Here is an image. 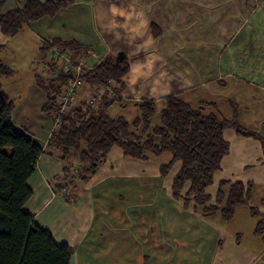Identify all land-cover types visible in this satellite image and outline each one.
<instances>
[{"label": "crops", "instance_id": "crops-1", "mask_svg": "<svg viewBox=\"0 0 264 264\" xmlns=\"http://www.w3.org/2000/svg\"><path fill=\"white\" fill-rule=\"evenodd\" d=\"M24 2L8 0L6 8L22 7ZM125 3L71 0L61 9L76 7L80 9L82 24L94 21L98 26L95 29L91 23L81 31L88 33L90 42L60 33L62 39H75L86 46L78 50L67 48L72 56L76 55L74 60L82 61L90 69L103 58L125 52L130 71L124 77L123 97L154 98L159 109L164 97L178 92L193 104L199 100L212 101L228 116L233 111L231 101L238 112L244 106L251 107L252 117L256 115L255 122L259 125L253 129L259 138L226 129L224 137L230 142V152L207 188L214 200L221 180H240L246 185L251 183L250 198L236 208L230 220H225L220 212L204 216L193 200L186 203L183 196H174L171 190L181 166L179 162L172 168V175L162 178L159 168L170 155L163 162L157 161V157L139 161L124 157L118 146L112 148L96 173L83 182L80 180L83 167L75 164L77 167H70L65 173L59 151L47 146L45 137L46 152L29 179L33 195L25 209L34 216L37 225L52 232L57 243L73 247L70 264H264V229L258 231L259 222H264V0H125ZM46 18L40 22L51 26V20ZM153 22L159 28L154 29ZM250 22L252 29L245 30ZM25 29L15 36L5 35L0 29V45L5 47L0 58L18 42L29 49L24 39L35 30L31 25ZM49 32L51 37H60L54 35L58 34L54 30ZM235 40L236 47H231ZM38 71L36 64L32 69L34 77ZM248 126L245 123L243 127L250 130ZM30 132L43 142L37 131ZM138 165L149 184L157 179L166 185L169 202L177 205L173 207L176 211L187 212L188 224L174 227L175 230L167 228L159 223L160 214L155 206L120 208L110 203L107 189H101L99 195L93 192L115 177L130 183L136 179L138 191L129 195L139 203L140 190L150 188L148 179L140 172L133 176V166ZM118 200L121 204L126 202L121 194ZM99 203L101 208L97 207ZM251 205L253 215L258 217L252 215ZM256 205H260V211ZM165 227L174 233L179 229L182 236L177 235V241H172L171 234H167L171 240L166 239ZM100 252L108 255L101 257Z\"/></svg>", "mask_w": 264, "mask_h": 264}, {"label": "trees", "instance_id": "trees-1", "mask_svg": "<svg viewBox=\"0 0 264 264\" xmlns=\"http://www.w3.org/2000/svg\"><path fill=\"white\" fill-rule=\"evenodd\" d=\"M7 2L0 0V29L5 35L15 36L31 22L55 16L71 0H25L22 7L11 9L6 8ZM152 26L159 28L154 22ZM54 40L74 50L82 46L75 39L53 37L46 41L44 49L55 45ZM4 48L0 45V53ZM116 57L103 58L82 74L86 89L79 96L78 107L62 116L57 131L48 138L47 146L61 155L64 172L68 173L76 160L79 164H75L83 167L81 180H88L106 162L115 146L121 148L124 157L139 161L168 153L170 159L161 164L160 177H166L177 162L181 164L173 178L174 196L180 197L185 191L184 202L193 200L203 214L211 216L220 212L225 220H230L236 208L248 202L252 185L240 180H221L214 200L207 192L214 182V174L222 169V161L230 152L224 131L233 128L244 136L259 138V135L237 124L238 108L232 101L233 111L228 116L212 101L199 100L193 104L179 92L164 97L159 111L154 98L123 97L124 77L130 71V63L128 58L117 60ZM73 58L76 59V55ZM15 74L16 71L0 58V77L11 78ZM106 81L114 83L116 94L106 93L93 105H87L86 100L94 88ZM63 82L64 78L59 77L53 83L47 81L46 86L42 83L48 90L45 111L53 99L56 103L53 110L57 113ZM116 103L122 108L121 113L126 110L127 116L110 115ZM13 108L14 101L1 89L0 82V264H70L73 247L57 243L52 232L37 225L34 216L25 209L33 195L29 179L46 146L31 132L15 129L10 121ZM262 145L264 147L263 141ZM263 229L264 222L260 221L258 231Z\"/></svg>", "mask_w": 264, "mask_h": 264}, {"label": "rangeland", "instance_id": "rangeland-1", "mask_svg": "<svg viewBox=\"0 0 264 264\" xmlns=\"http://www.w3.org/2000/svg\"><path fill=\"white\" fill-rule=\"evenodd\" d=\"M121 1L123 5L126 4L125 0H121ZM227 6L229 7L230 4ZM227 6H225L224 8L227 9ZM79 10L76 7L68 8V9L59 11L57 15H55L54 17H50V16L47 17L46 19L51 20L50 22L51 26L41 23L40 20L37 22L36 21L31 22L29 25L32 26V29L35 30V33H32L30 37H27L24 39V42L29 46V49L24 47L23 42H18V45L17 43L14 44V46L9 48L7 53L4 52L1 56V58H3V60H5L7 64H11L14 67L12 68L17 71L16 74L11 78L0 77V81L2 83L1 89L9 96V98L12 101H14V108L11 113L10 121H12V124L15 127V129L21 132L22 131L24 132L25 131H29V132L37 131V136H40V137L43 136L44 144L46 142V139L49 138L48 135L50 136L53 132L52 128H53L54 116H55V111L53 109L56 108V103L54 102L53 99H51L49 103L50 108L46 111L43 108L44 105L48 102V98H47L48 90H46L41 85H43L42 83H44L46 86L47 81H50V80L47 78V74H45V72L41 73L43 69L42 62H40V59L42 57L41 55H45L46 57L44 58H47L49 53H51V50L53 47L63 46L66 48H70L65 45H61V43H57L54 40L53 42L55 45H51L48 49H44L46 46V41L49 39L50 40L53 39V37H51L52 36L51 32H49L52 30H54V33H58L54 35L60 36L59 38H61L60 33L65 32L64 36L68 38L74 37L81 41L90 42L89 40L91 38H88L87 36L88 33L87 32H86L87 34L82 33L81 31L84 32L86 29V25H90L92 21L86 24H82L83 22L81 21V18L79 16ZM88 16L90 17V15ZM45 21H48V20H45ZM78 23H80V26L76 25ZM92 24L95 27V29L98 27L96 23L94 24V21ZM47 26L49 27L47 28ZM50 27H51V30H50ZM249 29H252L251 22L245 28V30H249ZM24 30L27 31V29L25 28ZM239 33L240 34L243 33L242 28L239 30ZM40 36L44 38H41ZM249 43L253 46V44L251 43V39ZM236 44H237V40L233 42L231 47H236ZM16 46L20 47V49H16ZM83 47L84 46L82 45L81 48ZM238 54L240 55L241 53L238 52ZM33 55H36V57L34 59H31ZM32 60H34V62H32ZM36 64H37V68H39V71H38V75L34 77L35 75L33 74L32 69L35 68ZM249 79L252 80L251 77ZM85 89H86V86L85 84H83L78 90L79 96L82 94V91H85ZM244 99L248 102L247 97H244ZM77 103L79 105V102ZM120 109L122 108L119 106V104L117 103L114 104L113 107L111 108L110 115L113 117H117L118 115L116 114L121 113ZM157 109L159 111V105L157 106ZM125 111L126 110H122L121 114H126L127 116V112ZM23 112H25V114H22ZM252 116L253 114H252L251 107L244 106L238 112L236 122L238 125L242 127L245 126V123H247L249 125L248 127L250 128V130L254 131L253 128L258 127L259 125L255 122L256 115L254 117ZM129 117H130V114H129ZM157 122H158V114L156 118L154 119V123L156 124ZM32 135L37 139L36 135H34L33 133ZM5 150L8 152L9 148H6ZM166 156H169V154L166 153L164 154L163 157H157L158 158L157 161H160V160L162 162L165 161ZM74 161L77 164H79L76 160ZM73 164L75 163L72 162V165ZM142 165L147 166V164H142ZM74 167H77V166H74ZM140 169H141V165L140 166L138 165L137 167L133 166V172H134L133 176H135V173H139V172H140V175H142V172ZM173 172L174 170L172 169V171L169 172L168 177L172 175ZM142 176L148 179L147 175H142ZM138 185L139 184H136V179H133L130 183V180H119V177H115L111 181L104 183L99 188L93 190V192L96 195H99L101 189H107V193L111 195L110 203L111 204L115 203L116 207H120V208L122 207L149 208V207L155 206L156 210H158L160 214V216H158L159 223H161V225L166 224L167 228H171L175 230L174 227L179 226L180 228H182L184 225L188 224L187 219H186L187 212L183 211L180 213L176 211V208H173V207H176L177 205H175V203L173 202H172L173 204L169 202L170 198L167 195L168 193L166 189L167 187L166 185L162 184L161 180L157 181L156 179V182L154 184H149V179H148L147 185H148V189L150 188V190H144L142 188V190H140V193L142 192L140 202L135 203V201H133L132 197L129 194L130 192H132V194L137 192ZM161 186H163V189L161 188ZM171 190H172V186H171ZM119 194H121V196L126 198V202L124 204L119 203V200H118ZM180 196H183L184 198L186 196V192L183 191V193ZM114 197H116V200L112 199ZM152 198H155V202L153 201ZM149 199L151 200V202H149ZM252 206L253 205H251L249 208L251 213H252V209H251ZM97 207L101 208L102 204L99 203ZM198 209L203 214L202 209L200 208ZM257 209L258 211H260V205L257 206ZM255 213L258 214L257 211H255ZM203 215L207 216L205 214ZM253 216L258 217L255 215ZM207 217H210V216H207ZM166 227H165V230H168L170 232L169 233L168 231H165L163 229L164 237L166 239L171 240V237H169L167 234L169 235L171 234L170 236H172V241H177L176 239L177 235H179V237L182 236V233H178L179 229L176 228L177 233H174L171 229H167ZM107 255L108 253L100 252L101 257H105Z\"/></svg>", "mask_w": 264, "mask_h": 264}, {"label": "built area", "instance_id": "built-area-1", "mask_svg": "<svg viewBox=\"0 0 264 264\" xmlns=\"http://www.w3.org/2000/svg\"><path fill=\"white\" fill-rule=\"evenodd\" d=\"M43 69L41 73L47 74L50 81L63 77L64 81L58 98V110L54 116L53 132L57 131L61 124L62 116L78 107V90L84 84L82 74L86 73L87 67L84 63L74 60L71 52L64 47H53L51 53L42 60ZM115 95L114 83L111 81L97 85L93 94L86 100L91 106L104 94ZM75 165V164H74Z\"/></svg>", "mask_w": 264, "mask_h": 264}, {"label": "water", "instance_id": "water-1", "mask_svg": "<svg viewBox=\"0 0 264 264\" xmlns=\"http://www.w3.org/2000/svg\"><path fill=\"white\" fill-rule=\"evenodd\" d=\"M117 60H120V59H125L127 57V54L125 52H119L117 55Z\"/></svg>", "mask_w": 264, "mask_h": 264}]
</instances>
